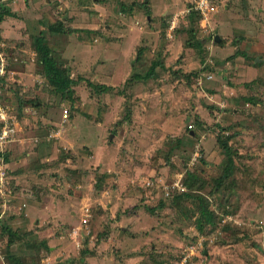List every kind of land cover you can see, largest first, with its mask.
<instances>
[{
	"label": "rangeland",
	"instance_id": "obj_1",
	"mask_svg": "<svg viewBox=\"0 0 264 264\" xmlns=\"http://www.w3.org/2000/svg\"><path fill=\"white\" fill-rule=\"evenodd\" d=\"M193 1L32 0L35 13L0 33V96L16 117L0 264H264V0H218L204 26ZM40 27L79 79L69 96L47 82L36 53L35 76L17 56ZM154 60L163 61L146 83L105 93L88 84H118L133 61L144 74ZM219 136H231L236 163L215 188L227 160ZM189 171L215 212L203 230L199 201L177 200ZM31 199L43 201L37 214Z\"/></svg>",
	"mask_w": 264,
	"mask_h": 264
},
{
	"label": "trees",
	"instance_id": "obj_2",
	"mask_svg": "<svg viewBox=\"0 0 264 264\" xmlns=\"http://www.w3.org/2000/svg\"><path fill=\"white\" fill-rule=\"evenodd\" d=\"M216 1L218 0H214V2ZM126 6H127L126 4L123 5V8H122L123 11L126 10ZM5 13L6 11L5 12L0 11V22L2 21ZM195 13L199 14L197 11H192L190 14L192 15ZM49 28L52 31L63 32V28L57 27L55 24H51ZM45 41H46V37H44V34L42 33V31H40L38 34H36L33 37V42H32V45L34 46V49L37 52V58L39 59V61H41L43 65V69H44L43 75L46 78L47 82H49V84L52 86V88H54L57 92H60L62 96H69V92L71 93L72 88H73L72 86H74L79 81V79H75L71 77L67 73V69L60 66V64L57 62L55 57L52 55L50 46ZM198 46L202 47V40L198 41ZM141 48L142 49L138 57H140L144 52L143 51L144 47H141ZM161 63L162 61L154 60L151 66L149 67V69L146 71V73L144 74L143 73L141 74V72L134 73L132 76L129 77L127 82L131 83V82H135V80L149 79L150 77L155 75L156 69L158 66L161 65ZM81 79L83 78L81 77ZM130 83H127L125 85H129ZM88 84L99 93L112 92L114 90L118 92L120 91V89L118 88L116 89V87L112 85H107L104 83L95 84L91 81H88ZM128 111L130 110L128 109ZM230 138L231 136H224V138L222 136H219L217 139L220 146H222L225 152H227V160L223 164V166H221L222 168L221 175L217 177L216 179H214V181H216L215 188L223 187L227 183L229 178L233 177L234 172H235V163H236L234 159L235 153H233L234 150L232 149L231 144H229ZM185 184L188 185L187 186L188 190H186L184 193L178 196L176 195L177 200L184 199V200H192V201L198 200L199 201L200 212H199V216L197 219V228L199 230H203L204 222L213 224V221L215 220L214 219L215 212L209 208L208 198L202 193H199L193 190L194 187H197V189L201 188L204 185V179L201 176L197 177L191 171H189L187 176L185 177ZM161 206H164V204L162 203ZM7 231L11 233L12 235V232H11L12 230L10 228H8ZM13 241H14V238H10L9 240L10 244ZM7 258L10 263L11 262L21 263V260L18 259L13 254H9Z\"/></svg>",
	"mask_w": 264,
	"mask_h": 264
},
{
	"label": "crops",
	"instance_id": "obj_3",
	"mask_svg": "<svg viewBox=\"0 0 264 264\" xmlns=\"http://www.w3.org/2000/svg\"><path fill=\"white\" fill-rule=\"evenodd\" d=\"M3 3H2V2ZM32 1V0H31ZM31 1H28V0H24V6L22 5V7H19V3H20V0H0V3H2L3 5H1V8H0V11H3V12H5L6 11V13L4 14V16H3V19H2V21L0 22V31L4 34V33H8V32H10L11 30H14V29H11L10 27L11 26H13V27H16L17 26V24L18 23H22V22H24V12H27V11H29V10H31V13H35L34 11H35V8L33 7V2H31ZM48 1H50V0H48ZM36 2H39V0H36ZM27 4L28 5H30V7L29 6H27ZM215 4H216V2H215ZM217 5H218V2H217ZM9 11V12H8ZM125 12H127L126 10H124ZM123 11V12H124ZM213 12H215V11H213ZM213 12H211L210 13V17L207 19V20H205V19H203V17L201 16V21H200V23H201V26H204L205 25V23H207V22H209V23H211V19H212V13ZM191 13V12H190ZM212 14V15H211ZM215 15V14H214ZM152 16V15H151ZM40 26H41V24H40ZM139 27V26H138ZM234 27H235V25H234ZM140 28H142V27H140ZM139 28V29H140ZM151 28V27H150ZM25 29V28H24ZM89 29V28H88ZM145 29H146V27H145ZM237 29V28H236ZM236 29L235 30H233V32H235L236 31ZM89 30H91V29H89ZM141 30V29H140ZM151 30H153V29H148V30H146V33H151L150 31ZM40 31H42V29H41V27H40V30H39V32ZM190 31L192 32L190 35H189V37L188 38H190V39H192V40H194V30H191L190 29ZM43 32V31H42ZM56 32V31H55ZM143 32V31H142ZM220 32V31H219ZM58 33V32H57ZM60 33V32H59ZM189 33V32H188ZM36 34H38V32L36 33ZM36 34H34V35H36ZM31 35V34H30ZM218 36H219V38L217 39L216 37H215V41H217V42H221V41H223L222 40V38H221V36L219 35V34H217ZM216 35V36H217ZM236 36V35H235ZM187 38V39H188ZM28 39H29V37H28ZM30 39H31V41L33 42V36L32 37H30ZM187 39H185V41H184V44L186 45V44H188L187 43ZM205 39L206 38H201V39H199V40H202V45H203V42L205 41ZM198 40V41H199ZM167 41H170V40H167ZM195 41H196V39H195ZM198 41H197V44H198ZM153 42V41H152ZM172 42V41H171ZM169 43V42H168ZM196 43V42H195ZM205 43V42H204ZM233 45H238V42H235V43H232ZM172 45V44H171ZM189 45V44H188ZM11 46H16V45H11ZM136 46V45H135ZM143 46V45H142ZM158 46H162V47H164V56H165V54L167 55V50H166V47H165V45H158ZM17 49V50H16ZM15 49V51L17 52V56H18V53L19 54H21L20 56H21V58L22 59H24L25 61H26V69H27V71H29L30 73H32L33 71H32V68H33V63H30V58L32 57V56H34V54L36 53L37 54V52L35 51V49H34V46L32 45H22V47L21 48H16ZM191 49V48H190ZM140 50V49H139ZM177 50H179V49H177ZM163 53V52H162ZM162 53H159L158 52V50H156V51H154V54H155V56H161L162 55ZM131 55H133V52H132V54ZM131 55H129V56H131ZM147 54L146 53H144L142 56L145 58V59H147V56H146ZM230 56H234L235 55V53H230L229 54ZM128 56V57H129ZM146 56V57H145ZM16 58H18V57H16ZM158 58H161V57H158ZM19 59V58H18ZM136 59H137V57H136ZM162 59H164L163 57H162ZM17 60V59H16ZM28 60V61H27ZM161 60V59H160ZM32 61V60H31ZM163 61V60H162ZM135 66H136V63L133 61V63H131L130 64V68L129 69H127V72H126V76L128 75V73H129V71H130V69L132 70L130 73H131V75H129L128 77H126V79H123L122 81H120L118 84H114V82H109V83H104V84H107V85H112V86H114V87H117V86H120L121 84H124V83H130V82H127L128 81V79H129V77L130 76H132L134 73H140V72H136V70H135ZM129 73V74H130ZM142 74V73H141ZM33 76H35L36 75V73L35 72H33V74H32ZM4 76V75H3ZM153 77V76H152ZM152 77H150V78H152ZM3 80V77H0V89H1V87H2V81ZM111 80H113L114 81V79H111ZM149 79H140V80H135V82H140V83H146L145 81H148ZM151 81H153V80H151ZM150 81V82H151ZM123 82V83H122ZM135 82H131L130 84H133V83H135ZM113 83V84H112ZM129 84V85H130ZM117 85V86H116ZM125 85V84H124ZM129 85H127V86H129ZM16 139V138H15ZM15 141V140H14ZM11 145H12V143H11ZM10 145V146H11ZM9 146V148H8V153L10 152V147ZM10 163V162H9ZM43 201H37V200H33V199H31L30 201H29V203H30V205L31 206H26V209L28 210V211H30V213L31 214H33L34 213V210L36 211L35 213L37 214V209H36V207H40V205H42L43 203H42ZM60 206L61 207H65V203H60ZM60 208V207H59Z\"/></svg>",
	"mask_w": 264,
	"mask_h": 264
},
{
	"label": "built area",
	"instance_id": "obj_4",
	"mask_svg": "<svg viewBox=\"0 0 264 264\" xmlns=\"http://www.w3.org/2000/svg\"><path fill=\"white\" fill-rule=\"evenodd\" d=\"M216 4L214 0H194L190 10L201 13L203 19L207 20L210 13L215 9ZM175 24L171 25V28ZM5 63L0 64V76L5 74ZM0 95L1 89H0ZM2 96H0V195L5 194L8 189L9 175L7 163H5V154L8 148L16 138V117L12 113V109L8 104L3 103ZM67 114V110L65 111Z\"/></svg>",
	"mask_w": 264,
	"mask_h": 264
},
{
	"label": "water",
	"instance_id": "obj_5",
	"mask_svg": "<svg viewBox=\"0 0 264 264\" xmlns=\"http://www.w3.org/2000/svg\"><path fill=\"white\" fill-rule=\"evenodd\" d=\"M216 38L218 39V38H219V36L217 35V36H216ZM206 252H207V251H206Z\"/></svg>",
	"mask_w": 264,
	"mask_h": 264
}]
</instances>
